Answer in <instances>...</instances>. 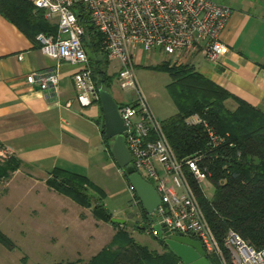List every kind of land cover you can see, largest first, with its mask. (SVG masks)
<instances>
[{"label":"built area","instance_id":"obj_1","mask_svg":"<svg viewBox=\"0 0 264 264\" xmlns=\"http://www.w3.org/2000/svg\"><path fill=\"white\" fill-rule=\"evenodd\" d=\"M24 1L41 11L46 22L56 26L54 35L38 33L34 37L37 49L54 66L28 73L24 83L52 96L56 93L58 66L66 64L76 67L71 83L81 105L98 101L81 47L83 30L74 9L81 6L102 36L107 59L117 63L114 81L118 88L136 95L131 103L118 105L117 114L125 128L123 139L131 158L129 165L143 180L152 181L159 197L160 204L154 210L158 223L171 234L198 241L204 253L215 258L216 264H264V250H255L232 230L225 233L221 243L224 251L221 250L191 192L184 170L202 190L203 184L208 183L207 176L197 168L195 158L175 159L159 121L138 93L133 74V57L138 53L156 52L173 57L171 63L200 55L211 66L221 65L226 46L220 41V34L230 9L213 0ZM185 123L201 122L193 115ZM206 133L212 147L221 142L208 129ZM5 154L9 156L0 147V156Z\"/></svg>","mask_w":264,"mask_h":264},{"label":"trees","instance_id":"obj_2","mask_svg":"<svg viewBox=\"0 0 264 264\" xmlns=\"http://www.w3.org/2000/svg\"><path fill=\"white\" fill-rule=\"evenodd\" d=\"M74 9L83 30L80 42L94 89L108 92L115 75L107 72L109 61L102 36L81 6ZM0 15L35 47L34 37L38 33L54 35L56 31V26L43 19L41 11L34 10L24 0H0ZM148 68L165 73L169 79L164 89L175 114L159 125L175 159L195 158L197 168L207 176L212 188L210 198L204 196L200 186L184 170L191 192L219 247L224 251L222 239L228 230H232L255 250H264V110L233 96L187 63L165 60ZM227 101L232 103L231 109L226 107ZM193 115L201 123L187 125L185 120ZM206 129L221 142L212 147ZM100 132L109 153L110 144L103 137L102 123ZM17 167L18 162L11 157L0 165V178L7 177V172H13ZM46 175L45 185L50 190L82 208L91 207L95 216L117 229L109 245L91 257L87 264H182L162 239L154 237L138 202L136 206L144 223L142 228L134 225L133 229L154 240L160 246L159 253L136 243L123 230L124 224L119 226L111 222L110 214L103 210V192L84 176L59 168L50 169ZM132 197L137 201L133 193ZM0 245L7 250L13 249L12 242L1 232ZM205 257L209 264H216L213 256L205 254Z\"/></svg>","mask_w":264,"mask_h":264},{"label":"crops","instance_id":"obj_3","mask_svg":"<svg viewBox=\"0 0 264 264\" xmlns=\"http://www.w3.org/2000/svg\"><path fill=\"white\" fill-rule=\"evenodd\" d=\"M248 21L244 14L230 13L220 34V41L226 46L221 65L211 66L200 55H192L186 62L179 60V63L191 65L194 71L233 96L264 110V43L253 40L254 37L245 40L243 29ZM195 57H199V60ZM113 62L116 70L117 63ZM53 66L54 62L43 56L30 40L0 15V147L18 162L19 169L27 170L21 173L18 169L16 173L25 193L32 194L37 201L33 208L34 216L40 217L39 221L44 224L48 221L45 217L52 215L61 222L56 227L58 231H55L57 235L52 247L63 254L69 252L71 260L65 262L87 264L91 257L108 245L115 227L82 214L86 209L47 189L44 179L46 172L52 168L85 177L77 168L83 171L89 167L98 152L112 158L106 151L100 132V105L93 102L82 106L73 89L71 75L76 67L66 64L58 66L56 93L52 96L24 83L28 73L44 71ZM82 112L91 118L83 117ZM93 139L97 140L94 144L90 143ZM69 213H73L79 224L90 221L92 235L79 236V233L75 234L76 228L64 224L62 220ZM151 242L157 246L155 241ZM75 246L77 250L71 253ZM151 250L159 253L155 248Z\"/></svg>","mask_w":264,"mask_h":264},{"label":"rangeland","instance_id":"obj_4","mask_svg":"<svg viewBox=\"0 0 264 264\" xmlns=\"http://www.w3.org/2000/svg\"><path fill=\"white\" fill-rule=\"evenodd\" d=\"M213 1L228 7L231 14L246 15L249 21L243 29L245 40L254 37L253 40H261L264 43V0ZM195 59L199 60V57H195ZM161 60L170 61L173 60V57L156 52L138 53L133 57V74L138 93L145 99L154 118L159 122L175 114V109L164 89L169 82L167 75L148 68L154 67ZM185 60H188V58H182L180 62H186ZM108 61L110 64L107 71L110 72L109 74H114L115 63ZM108 93L117 105L128 104L136 99L134 92L119 89L114 80ZM226 107L231 109L233 105L227 103ZM81 114L83 117H90L85 112ZM95 142H97L96 139L90 141L93 144ZM10 158L11 156L6 154L0 156V165L5 164ZM18 169L19 166L13 172H7V177L0 178V232L13 244L12 250H7L0 245V264H52L59 261L66 263L65 261L71 260L69 252L65 251L66 254H63L51 245L55 242V235H57L55 231H58V229L56 227H59L61 222L56 221L57 218L52 215L49 217L44 216L48 220L44 224L39 221L40 217L34 216L33 208L37 201H35L32 194L25 193L24 185L21 184L19 175L16 173ZM77 169V171H81V174L84 173L85 177L103 192V210L110 214L112 218L123 220V230L128 231L136 243L145 245L150 251L155 248L161 252L160 246H155L151 242L152 239H148L146 235L142 236L137 230L133 229L134 225L142 228L144 222L132 197L131 190L112 159L98 152L91 160L89 167L83 171L81 168ZM19 171L21 173L27 172V170L21 168ZM32 171L39 172L37 169ZM46 178L47 175L44 179V185ZM45 187L49 189L46 185ZM202 191L206 198L211 197L212 188L209 183L203 184ZM84 209L86 210L82 214L92 217L95 221L107 223L99 219L97 215L95 216L91 207ZM62 221L64 224L76 228L75 234L79 233V236H81L80 234L82 236L92 235L91 222L85 221L79 224L74 219L73 213H69ZM114 231L116 232L117 229L114 228ZM76 250L77 246L71 253Z\"/></svg>","mask_w":264,"mask_h":264},{"label":"water","instance_id":"obj_5","mask_svg":"<svg viewBox=\"0 0 264 264\" xmlns=\"http://www.w3.org/2000/svg\"><path fill=\"white\" fill-rule=\"evenodd\" d=\"M98 102L102 117V133L106 140H110V156L123 174L129 189L134 194L141 210L145 214V222L155 238L162 239L167 248L173 252L182 264H209L205 253L198 241L184 237L180 234H171L158 223V216L154 210L159 206L160 200L152 187V181L143 180L129 165L130 156L125 149L123 132L125 130L118 114V105L110 94L97 90ZM106 217H109L106 214ZM111 222L123 225L124 221L110 218Z\"/></svg>","mask_w":264,"mask_h":264}]
</instances>
